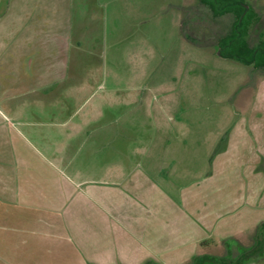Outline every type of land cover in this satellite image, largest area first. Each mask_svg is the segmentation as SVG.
Instances as JSON below:
<instances>
[{"label":"crops","instance_id":"0c3cea01","mask_svg":"<svg viewBox=\"0 0 264 264\" xmlns=\"http://www.w3.org/2000/svg\"><path fill=\"white\" fill-rule=\"evenodd\" d=\"M0 1V264H185L264 221V102L216 127L207 169L177 113L101 93L90 20Z\"/></svg>","mask_w":264,"mask_h":264},{"label":"rangeland","instance_id":"374dc122","mask_svg":"<svg viewBox=\"0 0 264 264\" xmlns=\"http://www.w3.org/2000/svg\"><path fill=\"white\" fill-rule=\"evenodd\" d=\"M49 1L35 0L33 9L41 8L47 13L52 10ZM52 1L55 4L56 0ZM241 2L246 9L251 6L257 16L247 36L249 44L255 46L264 41V0ZM63 3L68 18L65 29H70L75 20L82 24L91 21L103 79L101 93L129 92L130 102L143 95L145 99L139 100V109H169L177 113L178 117L172 116L173 133L177 129V135L182 133L184 139H204L197 143L201 145L200 154L207 169L210 148L204 142L210 140L216 127L226 126L230 112L242 111L254 98L264 102V67L223 57L218 52L219 38L230 31L235 21L232 12L215 14L200 0H63ZM1 8L0 1V12ZM128 107L134 108L135 104ZM254 230L255 227L246 229L238 235V241L251 243ZM226 239H208L200 245L212 255H224L227 248L231 256L236 255L237 245L228 246ZM250 254L253 258L248 264H264V247L261 255L256 251Z\"/></svg>","mask_w":264,"mask_h":264},{"label":"trees","instance_id":"16d2710c","mask_svg":"<svg viewBox=\"0 0 264 264\" xmlns=\"http://www.w3.org/2000/svg\"><path fill=\"white\" fill-rule=\"evenodd\" d=\"M202 4H207L215 14L232 12L235 21L232 23L230 31L219 38V53L223 57L236 59L240 62L253 64L255 67H264V41H259L257 45L251 46L247 40L249 28L253 21H256V14L251 6L246 9L241 0H200ZM219 149H215L214 153ZM235 244L236 255L231 256L230 249L224 255H212L202 253L194 255L185 264H248L252 260L255 251L262 254L264 247V221L260 222L251 236V243L245 244L236 238H228L225 244ZM145 264H159L156 262H146Z\"/></svg>","mask_w":264,"mask_h":264}]
</instances>
